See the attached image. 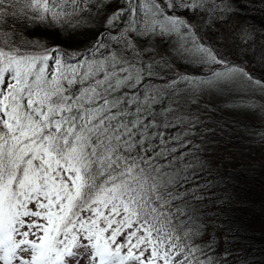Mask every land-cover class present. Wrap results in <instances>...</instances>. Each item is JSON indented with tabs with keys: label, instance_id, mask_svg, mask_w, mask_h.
<instances>
[{
	"label": "snow or ice",
	"instance_id": "obj_1",
	"mask_svg": "<svg viewBox=\"0 0 264 264\" xmlns=\"http://www.w3.org/2000/svg\"><path fill=\"white\" fill-rule=\"evenodd\" d=\"M258 40L264 0H0V264H248L200 118L264 141Z\"/></svg>",
	"mask_w": 264,
	"mask_h": 264
},
{
	"label": "trees",
	"instance_id": "obj_2",
	"mask_svg": "<svg viewBox=\"0 0 264 264\" xmlns=\"http://www.w3.org/2000/svg\"><path fill=\"white\" fill-rule=\"evenodd\" d=\"M254 23L259 27L261 18L257 16ZM65 38L61 37L62 40ZM52 39H55V37H52ZM79 39H83V37ZM227 117L230 122L223 124L227 127L228 134L203 135L204 147L206 148L205 160L208 168L211 169V175L222 179L223 183L220 187L222 189L226 188V191L218 190L216 195L222 196L227 202L225 211L221 215L226 218L225 227L231 228L238 237V251L243 257H246L248 264H264V235L257 230L256 221L248 219L247 215V212L253 211L254 207L264 203L263 197L259 199L251 198L258 191L256 190L258 179L255 177L247 178L238 168H233L232 165L224 161L219 162L213 158L210 152L208 153L215 145L227 146L229 149L239 147L234 141L239 134L232 133L249 129L248 124L240 128L244 123L243 120L230 115H227ZM231 124L233 129H231ZM246 141L247 139L243 143ZM263 191L262 187L259 188V192L262 193ZM248 202L253 204L252 208ZM257 207L254 210L259 209ZM255 213L253 212L252 215H256ZM254 218L256 219V216Z\"/></svg>",
	"mask_w": 264,
	"mask_h": 264
},
{
	"label": "rangeland",
	"instance_id": "obj_3",
	"mask_svg": "<svg viewBox=\"0 0 264 264\" xmlns=\"http://www.w3.org/2000/svg\"><path fill=\"white\" fill-rule=\"evenodd\" d=\"M208 39L210 41L211 36L208 37ZM221 39H223V37H221ZM262 45H264V40H258L256 44V59L253 60L251 65L257 76L264 74V61L259 60L261 52L264 51ZM244 59H252V57L249 55L248 57H244ZM206 99L208 103L202 105V107H206L207 111L200 118L203 135L228 134L226 131L227 127L223 124L230 122L227 115L235 116L239 120H243L244 123L240 128L247 124L249 126V129L232 133L239 134L234 139L239 147L229 149L227 146L215 145L208 151V153L210 152L215 160L219 162L224 161L229 165H232L233 168H238L247 178H257L258 181L256 184H258V188L256 187V190L258 191L254 193L251 198H264V191L262 193L259 192V188L262 187L264 189V141H261L258 135L259 130L253 127V125L261 124L262 121L239 106L233 107L232 105L225 103L222 98L209 96ZM231 129H233L232 124ZM246 139L247 141L243 143ZM248 203L252 208L253 204L250 202ZM256 207L253 208V211L247 212L248 219L256 221L257 230L264 235V203L257 207L259 209L254 210ZM253 212H256V215H252ZM254 216H256L258 221Z\"/></svg>",
	"mask_w": 264,
	"mask_h": 264
}]
</instances>
